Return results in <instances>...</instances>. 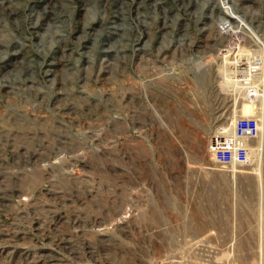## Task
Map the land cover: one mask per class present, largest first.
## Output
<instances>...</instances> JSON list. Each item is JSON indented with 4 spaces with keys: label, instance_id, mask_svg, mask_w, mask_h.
Listing matches in <instances>:
<instances>
[{
    "label": "rangeland",
    "instance_id": "rangeland-1",
    "mask_svg": "<svg viewBox=\"0 0 264 264\" xmlns=\"http://www.w3.org/2000/svg\"><path fill=\"white\" fill-rule=\"evenodd\" d=\"M245 53L264 121V0H0V264H264V141L207 151Z\"/></svg>",
    "mask_w": 264,
    "mask_h": 264
},
{
    "label": "built area",
    "instance_id": "built-area-1",
    "mask_svg": "<svg viewBox=\"0 0 264 264\" xmlns=\"http://www.w3.org/2000/svg\"><path fill=\"white\" fill-rule=\"evenodd\" d=\"M245 53L228 67V82L242 94L244 103L252 106V113H236L231 123L216 128L207 141V151L216 166L232 168L247 165L259 157L264 141L263 113L257 93L256 78L262 68L257 55ZM236 62V63H235Z\"/></svg>",
    "mask_w": 264,
    "mask_h": 264
},
{
    "label": "bare ground",
    "instance_id": "bare-ground-1",
    "mask_svg": "<svg viewBox=\"0 0 264 264\" xmlns=\"http://www.w3.org/2000/svg\"><path fill=\"white\" fill-rule=\"evenodd\" d=\"M233 119V118H232ZM232 119H231V121H232ZM231 121H230V123H231ZM225 124H223V125H219V126H217L216 128L218 129V128H220V127H223Z\"/></svg>",
    "mask_w": 264,
    "mask_h": 264
}]
</instances>
